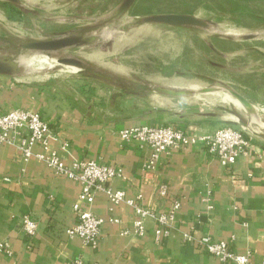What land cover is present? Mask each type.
<instances>
[{"label": "crops", "instance_id": "crops-1", "mask_svg": "<svg viewBox=\"0 0 264 264\" xmlns=\"http://www.w3.org/2000/svg\"><path fill=\"white\" fill-rule=\"evenodd\" d=\"M19 108L38 112L48 123V149L66 163L95 160L112 165L121 176L111 185L129 198L155 214L169 213L175 202L179 208L167 234L157 235L160 225L152 216L144 218L143 233H138L133 207L114 205L97 192L90 208L105 222L98 245L92 247L68 234L76 221L73 207L81 184L35 157L25 160L16 145L0 143V264H72L78 258L88 264H221L197 244L205 235L227 241L236 253H249L251 264H263V142L249 137L251 147L232 166H223L204 142L197 141L162 155L156 167L148 169L152 150L121 139L118 132L134 125L164 124L158 120L100 119L52 90L0 74V114ZM176 124L195 136L219 127ZM33 151L43 148L37 144ZM161 185L167 186L166 196L159 193ZM26 215L38 223L34 235L22 226Z\"/></svg>", "mask_w": 264, "mask_h": 264}, {"label": "rangeland", "instance_id": "rangeland-1", "mask_svg": "<svg viewBox=\"0 0 264 264\" xmlns=\"http://www.w3.org/2000/svg\"><path fill=\"white\" fill-rule=\"evenodd\" d=\"M123 1L0 0V54L16 56L19 64L12 77L52 90L100 119L229 123L264 143V0H137L106 22ZM171 13L200 23L146 21ZM72 33L96 40L53 52L49 64L39 62L45 53L19 48ZM72 57L117 76L116 83L57 62ZM219 91L239 100L238 93L247 103L239 100L238 107L214 95Z\"/></svg>", "mask_w": 264, "mask_h": 264}, {"label": "built area", "instance_id": "built-area-1", "mask_svg": "<svg viewBox=\"0 0 264 264\" xmlns=\"http://www.w3.org/2000/svg\"><path fill=\"white\" fill-rule=\"evenodd\" d=\"M118 135L123 140L136 141L152 150L147 163L148 169H154L162 155H168L176 149L186 148L197 141L204 142L209 154L218 159L223 166H232L238 157L247 153L251 147L250 138L231 124L218 127L200 136L187 134L173 124L134 125L120 129ZM50 138V127L38 112L19 108L0 114V143L16 145L25 160L35 157L56 174L65 175L81 184L79 202L73 207L76 221L68 230L71 237L80 238L92 247L98 245L105 221L90 208L97 192L106 194L114 205L126 203L133 207L137 216L135 229L138 233H143L144 218L147 216L155 217L158 221L160 225L157 229L158 236L168 233L167 227L175 217L179 202H175L169 213L155 214L151 209L143 206L138 199L129 198L123 189H117L111 185L113 179L121 176L112 165L95 160H77L68 164L57 152L49 151ZM37 144L43 148L42 152L33 151ZM159 193L166 196L167 186L161 185ZM111 221L117 222L115 219ZM21 222L27 234L36 233L38 223L32 217L26 215ZM197 244L218 257L221 264H251L249 253L234 252L227 241H218L205 235L197 241ZM72 264L88 263L78 258Z\"/></svg>", "mask_w": 264, "mask_h": 264}, {"label": "water", "instance_id": "water-1", "mask_svg": "<svg viewBox=\"0 0 264 264\" xmlns=\"http://www.w3.org/2000/svg\"><path fill=\"white\" fill-rule=\"evenodd\" d=\"M137 0H124L122 4L118 7L116 12L106 21L111 22L120 18L124 15L136 2ZM147 22H156V23H166L169 25H184V24H198L200 20L193 15H184V14H160L154 15L146 19ZM96 37L94 35L85 36L82 34H64L52 39H39L32 40L27 42H22L19 44V48L23 50H33L45 53L47 57H50L51 54L55 51L62 50L68 47H81L94 43ZM5 48L0 46V51H4ZM58 63L69 64L78 67L80 70L87 69V65L81 59L77 58H61L57 60ZM19 69V64L16 56H10L7 54H0V74L13 76ZM90 73L96 77L113 81L116 83L117 76L105 73L101 70H90ZM120 85H125L120 83ZM161 92H166L169 94H175L174 91L167 89H160ZM179 94V93H178ZM235 96L247 103L246 99L238 93H235Z\"/></svg>", "mask_w": 264, "mask_h": 264}, {"label": "bare ground", "instance_id": "bare-ground-1", "mask_svg": "<svg viewBox=\"0 0 264 264\" xmlns=\"http://www.w3.org/2000/svg\"><path fill=\"white\" fill-rule=\"evenodd\" d=\"M41 55V54H40ZM33 56V55H32ZM36 58V57H35ZM34 59V58H33ZM32 59V60H33ZM39 59V62L41 63V64H45V63H50L51 61H50V59H49V57H47V56H42V57H39L38 58ZM38 59H37V61H38ZM53 61V60H52ZM54 62V61H53ZM35 65H38V64H35ZM55 65V64H54ZM53 67V66H52ZM69 67V66H68ZM74 68V67H73ZM195 87V86H194ZM193 88V87H192ZM198 88V87H197ZM197 91V90H196ZM215 93V92H214ZM212 94V93H211ZM218 94L219 95H224L227 99H229V100H232L235 104H236V106H241V104H240V101L239 100H237V99H235L234 97H232V95H230V94H228L227 92L226 93H221L220 91L219 92H216L214 95H216V96H218ZM242 108V107H241Z\"/></svg>", "mask_w": 264, "mask_h": 264}, {"label": "flooded vegetation", "instance_id": "flooded-vegetation-1", "mask_svg": "<svg viewBox=\"0 0 264 264\" xmlns=\"http://www.w3.org/2000/svg\"><path fill=\"white\" fill-rule=\"evenodd\" d=\"M1 46V45H0ZM3 47V46H2ZM85 71H89L90 72V69H88V67H87V69H85Z\"/></svg>", "mask_w": 264, "mask_h": 264}]
</instances>
